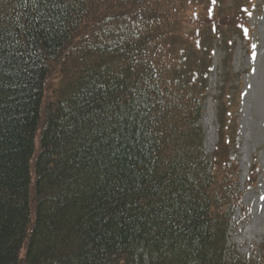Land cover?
Returning <instances> with one entry per match:
<instances>
[{
  "label": "trees",
  "instance_id": "obj_1",
  "mask_svg": "<svg viewBox=\"0 0 264 264\" xmlns=\"http://www.w3.org/2000/svg\"><path fill=\"white\" fill-rule=\"evenodd\" d=\"M205 1L0 0V264H254L197 125L253 0Z\"/></svg>",
  "mask_w": 264,
  "mask_h": 264
},
{
  "label": "rangeland",
  "instance_id": "obj_2",
  "mask_svg": "<svg viewBox=\"0 0 264 264\" xmlns=\"http://www.w3.org/2000/svg\"><path fill=\"white\" fill-rule=\"evenodd\" d=\"M246 2H241L242 17L243 11L249 13L246 6L243 8ZM251 5V18L245 13L249 35L244 39L234 34L225 48L227 52L214 48V73L208 79L204 115L197 125L210 164L208 172L214 171L211 162L220 159L215 153L219 150L220 154L221 131L231 140L229 155L240 166L239 193L243 198L239 208H230L234 220L229 228L228 256L264 264V0H253ZM200 15L204 17L205 10ZM192 17L190 24L195 21ZM227 58L231 73L226 77L229 84L224 86ZM244 161L249 169L243 180Z\"/></svg>",
  "mask_w": 264,
  "mask_h": 264
},
{
  "label": "bare ground",
  "instance_id": "obj_3",
  "mask_svg": "<svg viewBox=\"0 0 264 264\" xmlns=\"http://www.w3.org/2000/svg\"><path fill=\"white\" fill-rule=\"evenodd\" d=\"M248 166L246 165V161H244L243 163V173H242V178L243 180L246 179L248 176H247V173H248Z\"/></svg>",
  "mask_w": 264,
  "mask_h": 264
},
{
  "label": "snow or ice",
  "instance_id": "obj_4",
  "mask_svg": "<svg viewBox=\"0 0 264 264\" xmlns=\"http://www.w3.org/2000/svg\"><path fill=\"white\" fill-rule=\"evenodd\" d=\"M253 47H255V45ZM253 58H255V53H253Z\"/></svg>",
  "mask_w": 264,
  "mask_h": 264
}]
</instances>
